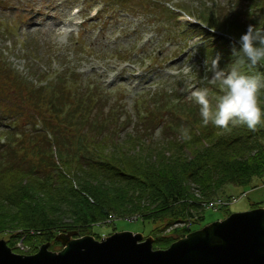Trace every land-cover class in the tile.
<instances>
[{"label":"trees","instance_id":"obj_1","mask_svg":"<svg viewBox=\"0 0 264 264\" xmlns=\"http://www.w3.org/2000/svg\"><path fill=\"white\" fill-rule=\"evenodd\" d=\"M234 1L195 8L206 79L195 94L153 91L159 109L147 101L130 114L71 66L24 74L0 54V233L13 250L18 240L56 250L61 231L89 235L136 215L165 225L150 234L164 249L193 230L201 201L264 175V0ZM175 223L185 225L164 233Z\"/></svg>","mask_w":264,"mask_h":264},{"label":"rangeland","instance_id":"obj_2","mask_svg":"<svg viewBox=\"0 0 264 264\" xmlns=\"http://www.w3.org/2000/svg\"><path fill=\"white\" fill-rule=\"evenodd\" d=\"M229 2L235 1L127 0L123 6H118L117 0H0V54L7 56V60L24 74L30 67L56 72L71 66L90 78L87 83H103L112 89L113 101L119 98L130 114H136L137 108H143L147 101L151 102L153 109H159L154 103L161 100V97H156L158 90L169 95L175 92L176 96L183 92L195 94L199 82L206 79L205 75L201 77V68L206 67V62H198L197 59V45L202 36L196 32L193 36L189 32L190 35L181 37L175 32L177 23L174 16L164 12V8L178 9L183 5L184 15L178 10L182 13L180 19L195 22L198 19L186 15L191 11V14L196 13L192 8L200 9L214 3L223 6ZM163 108L168 110L165 106ZM137 128L136 121H132L121 133L122 139L136 132ZM157 131L153 139L156 142L162 127ZM135 148L138 153L141 151L150 157L156 153L155 150ZM221 193H225L224 197L228 194L239 199L231 205L201 210L192 222L193 231L233 212L264 206V175L255 178L250 186L229 184ZM199 196L203 198L201 194ZM133 218L114 217L112 222L96 226L89 235L97 238L95 232H100L101 228L105 231H102V238L117 231L141 232L149 236L156 227L165 226L161 222L155 224L144 218ZM184 225L175 223L164 233L173 234L174 228ZM60 233L78 238L74 231H61L57 236ZM0 239L9 242V234L0 233ZM44 243L34 240L30 244L18 240L15 248L19 247L20 252L14 251L28 254L35 245L40 247Z\"/></svg>","mask_w":264,"mask_h":264},{"label":"water","instance_id":"obj_3","mask_svg":"<svg viewBox=\"0 0 264 264\" xmlns=\"http://www.w3.org/2000/svg\"><path fill=\"white\" fill-rule=\"evenodd\" d=\"M56 238L61 250L46 242L33 254L15 252L0 239V264H264V207L233 212L164 249L154 248L153 236L134 231Z\"/></svg>","mask_w":264,"mask_h":264},{"label":"built area","instance_id":"obj_4","mask_svg":"<svg viewBox=\"0 0 264 264\" xmlns=\"http://www.w3.org/2000/svg\"><path fill=\"white\" fill-rule=\"evenodd\" d=\"M243 195H245V193ZM238 199H239V197H237L235 195H231V196H227V197L218 196V197H215L213 199L201 201L200 206L202 209L203 208L204 209L205 208H217L219 206L223 207V205H231L233 202H236ZM135 219H137V217H135ZM111 221H112L111 218L108 219V222H111ZM190 225H191V221H189L187 226L189 227ZM21 242H23V241H21Z\"/></svg>","mask_w":264,"mask_h":264},{"label":"bare ground","instance_id":"obj_5","mask_svg":"<svg viewBox=\"0 0 264 264\" xmlns=\"http://www.w3.org/2000/svg\"><path fill=\"white\" fill-rule=\"evenodd\" d=\"M24 239V238H23ZM26 241V240H25ZM26 243V242H25Z\"/></svg>","mask_w":264,"mask_h":264}]
</instances>
